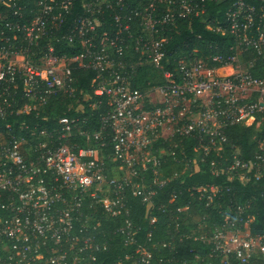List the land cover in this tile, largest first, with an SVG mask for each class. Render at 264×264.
<instances>
[{
    "label": "built area",
    "instance_id": "1",
    "mask_svg": "<svg viewBox=\"0 0 264 264\" xmlns=\"http://www.w3.org/2000/svg\"><path fill=\"white\" fill-rule=\"evenodd\" d=\"M72 4L0 0V264H92L108 243L96 239L98 209L99 215L119 218L115 233L135 244L138 227L129 218L127 189L141 195L151 209L153 186L168 180H158L155 170L163 155L174 154L169 147L185 138L194 140L200 161H205L211 152L222 150L228 126L254 122L262 135L252 158L234 154L225 166L211 158L209 168L214 175H236L240 181L264 174V77L235 70L231 63L238 61L237 53L223 64L219 55L200 58L196 53L171 63L162 49L165 30L177 17L199 14L197 0H142L135 8L125 6V0H81L83 13L73 30L81 52L59 56L50 45L39 47ZM105 8L111 9L108 27L99 17ZM226 15L227 31L235 41L231 49L264 44V8L257 15L237 0ZM216 30L226 31L221 26ZM141 59L159 69L163 78L153 87L160 97L154 105L147 104L145 93L134 84ZM72 64L94 69L93 92L107 99L101 126L90 132L78 116H59L52 123L51 106L46 113L53 97L73 94ZM221 69H227L226 74L219 73ZM107 146L110 153L105 155ZM113 165L126 169V175H110ZM147 171L151 177L144 182ZM187 190H196L210 204L221 188L193 185ZM252 219L245 204H239L206 233L185 234L211 249L189 260L175 257L174 235L157 240L154 247L148 230L142 242L110 264H211L207 259L212 257L222 264H232V259L264 264V234L251 233Z\"/></svg>",
    "mask_w": 264,
    "mask_h": 264
},
{
    "label": "trees",
    "instance_id": "2",
    "mask_svg": "<svg viewBox=\"0 0 264 264\" xmlns=\"http://www.w3.org/2000/svg\"><path fill=\"white\" fill-rule=\"evenodd\" d=\"M142 0H125V6L135 8ZM237 0H197L198 6L201 8L198 15H190L189 17L179 16L176 19L175 25H172L170 30H165V41L162 43V49L165 51L171 63L179 56L196 53L198 56H221L220 63L230 61V57L237 53L238 59L247 64L248 71L256 77H264V44L260 48L250 46H243V48L231 49L233 46L234 37L227 31L229 28V20L226 12L228 8ZM248 6L254 8L257 15L261 14L264 8V0H242ZM144 2V1H143ZM111 9L105 8L102 14L99 15L101 20L106 22V27L110 23L109 12ZM83 13L81 7V0H73L72 7L64 15L61 22L55 28L54 34L42 38L39 42V47L46 49L47 45L52 46V54L66 55L68 57L74 56L81 52L77 36L74 35L75 20ZM209 26V27H208ZM221 26L225 28V33L217 31L216 27ZM254 32L255 24L252 26ZM67 35V36H66ZM66 36V37H65ZM210 65H215L210 61ZM172 65H165L164 68H171ZM96 71L92 68H86L72 64L71 67V84L74 87L72 95H66L62 99L60 97H53L50 104L46 105L48 113L49 107H52V123H56L59 116H78L81 120L82 128L86 132L98 129L102 122V115L107 111L108 104L105 96H96L93 92L92 80L95 77ZM135 84V80H134ZM77 103L82 105L81 110H75ZM44 115V112L41 116ZM54 117V118H53ZM43 123V121H40ZM253 123H241L230 125L225 129L226 141L223 144L222 150L219 152H211L207 160L196 163L192 170L185 169L184 172L173 176L169 173L171 166L178 163L176 168L180 171L185 168L186 160L196 155L193 150L194 140L185 138L177 147L170 148L174 154L163 155V160L159 168H166L167 174L170 178L163 185H154L155 194L151 197L153 207H149L141 195H133L128 188L126 193V204L129 208V218L135 227H138L136 234V241L142 242L148 230H151V241L160 240L162 238H169L174 235L173 251L175 257L182 259H192L193 256H204L210 253V245L192 236H186V232L175 230L174 218L177 215L179 218L180 227L183 226V221L188 218L190 212L178 211L177 204L188 205L193 204L194 209H197L200 215L207 214L211 218L206 217L214 224L222 221L225 211L235 205L245 204V212L253 217L249 223V228L253 234H264V174L258 177L250 176V179L242 182L238 176L229 177L226 173L214 175L209 168V160L215 159L216 162L225 166L230 164L233 158V149L238 148L237 156L241 159L247 160L252 158L253 150L255 149L257 138L262 135L254 131ZM254 138H252V136ZM103 140H107V133ZM168 142H164L167 147ZM183 151L185 156L181 154ZM110 153V148H105V155ZM221 154V155H219ZM221 156V157H220ZM176 157V158H174ZM107 160V158H104ZM209 159V160H208ZM146 177L144 182H148L151 173L145 172ZM193 185H214L221 188V191L213 196L210 204L206 205L207 199L200 195L196 190H187ZM194 195V199L192 196ZM175 196L176 199L172 203H167V200ZM176 202V203H175ZM165 203L166 207L163 209L161 204ZM215 204L218 207H213ZM206 205V206H205ZM98 219L100 226L96 239L107 241L106 250H99L96 255V260L92 264H110L118 257L123 256L130 251L135 244L125 243L123 239L115 233V229L120 225L119 218L106 217L101 214L98 209ZM228 212V211H227ZM156 217V222L151 226L149 223L150 214ZM184 233V234H182ZM166 250V249H165ZM169 255H172L170 251ZM211 264H222L219 258H208ZM232 264H239L237 261H231ZM258 264V263H252Z\"/></svg>",
    "mask_w": 264,
    "mask_h": 264
},
{
    "label": "rangeland",
    "instance_id": "3",
    "mask_svg": "<svg viewBox=\"0 0 264 264\" xmlns=\"http://www.w3.org/2000/svg\"><path fill=\"white\" fill-rule=\"evenodd\" d=\"M199 57L200 58H207L208 56H204V57L203 56H199ZM140 61H142V64H140L138 66V69H137V76H136V79H135V86L137 88H139V91L145 93L144 94L145 95L144 99L147 102V104L154 105L156 103H159L160 97L153 90V87L156 86L157 84H159L160 82H162L163 78H162L160 70L157 69L153 64H150L149 62H147V60L145 61L143 59H141ZM205 61H207V59ZM205 63H207V62H205ZM231 64L234 66L235 70L242 71V72L248 71V68H249L246 63L241 62L239 59H238V61L237 60L232 61ZM226 70L227 69H224V70L221 69V70H219V73L226 74L225 73ZM60 98L62 99V96ZM63 98H65V96H63ZM77 102H78V99L76 100V103ZM76 105H77V107L82 109V105L80 103H77ZM52 112H53V110H52ZM253 127H254V131L258 132L260 126L258 127L256 124H254ZM167 132L169 133V130ZM254 136H256V134H254L252 136V138H254ZM192 148H193V150L196 151V153H197L196 155H198L199 154V150H200L198 148V146H193ZM233 150H234L233 153L235 155H237L238 154V148H234ZM170 153L171 152H168V154H170ZM199 157H200V154H199ZM199 157L198 158L194 157V161H192V162L187 161L185 163V168H182V170H180V171L176 168V166H178L179 162H176L175 164H173L171 166V169L168 172L169 173L172 172L173 176H176V175L178 176L179 173L184 172V170L186 168L193 171V168L196 166V163L201 162ZM109 172H110V175H112L114 177H122V176L126 175L127 170L126 169L121 170L116 165H113V166H111ZM168 172H167L166 168H159V169L155 170V173L158 174L157 175L158 180H162L164 178L165 179H169L170 178V176H169L170 174H167ZM242 181L245 182L247 180H246V178H244ZM194 186L200 187V185H194ZM192 198L194 199V195L192 196ZM200 198L201 197L199 195L198 199H200ZM175 199H176L175 196H171L170 199L167 201V203L174 202ZM176 202H177V199H176ZM208 202H209V200H208ZM177 205H179L178 206L180 208L179 211H185V212H188V213L190 212L191 214H188V218L183 221V226L182 227H180V224L178 222L179 221L178 216H175L174 222L172 223L174 225V227H175V230L186 232V234H190V235H200L202 233H206L207 231L211 230L210 227H211V225L213 223L210 222L209 219L208 220L206 219V217L211 218L210 215L209 216L207 214L200 215V213L197 212L198 210L194 209L193 204H188V205L177 204ZM213 207H218V205L215 204ZM229 209L230 208H229V205H228L227 211H229ZM227 211H225V213ZM155 222H156V217H152L151 220H150L151 226ZM182 234H184V233H182ZM162 239H164V238H162ZM162 239H160V240H162ZM166 239H168V238H166ZM156 241H151V243L153 244L154 247L157 246L156 245L157 244ZM155 253H157V252H155Z\"/></svg>",
    "mask_w": 264,
    "mask_h": 264
}]
</instances>
